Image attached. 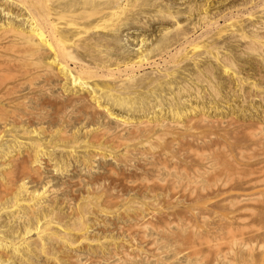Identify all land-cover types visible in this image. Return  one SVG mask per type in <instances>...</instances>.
Returning <instances> with one entry per match:
<instances>
[{"label": "rangeland", "instance_id": "374dc122", "mask_svg": "<svg viewBox=\"0 0 264 264\" xmlns=\"http://www.w3.org/2000/svg\"><path fill=\"white\" fill-rule=\"evenodd\" d=\"M86 1L91 6L106 5L110 11L115 3L121 7V16L120 22L109 20L105 29L81 33L82 42L79 35L75 45L68 44L74 60L68 58V71L76 75L82 69L84 87L71 85L68 75L38 55L35 61L24 63L26 72L13 68L14 74L10 70L4 76L8 86L2 78L0 182L7 181L6 175H12L14 182L0 183L1 187L5 184L3 191L0 187V197L4 196L0 207L11 204L10 197L22 183L40 198L31 200L28 193H20L24 205L0 210V239L9 246L0 250V259L8 264L13 259V264H264V0ZM5 16L0 23L6 21ZM85 20L80 23L88 26L98 17ZM96 39L105 44L97 46L101 41ZM140 57L147 59L129 70L122 68ZM117 66L121 72L117 73ZM8 87H12L9 95L10 89L3 90ZM122 120L131 124H120ZM36 142L41 144L37 158L32 150ZM199 157L204 164L198 162ZM13 166V173L5 174ZM170 167L174 171L169 172ZM19 168L31 176L36 173L24 176ZM187 178L197 181L190 192L179 186ZM173 180L180 188L176 193L170 187ZM243 198L247 199L239 200ZM43 215L59 226L38 238L32 226L35 217L41 224ZM137 222L145 223L143 242ZM80 226L86 229L83 236L77 231ZM25 227L30 230L24 236L27 245L20 243ZM228 231L241 234L242 244L233 245L226 259L216 258L210 247L228 240L232 235ZM199 240L208 241L210 247L197 246L194 254L188 247ZM9 243L26 246L18 248L19 254ZM122 251L130 262L117 260Z\"/></svg>", "mask_w": 264, "mask_h": 264}, {"label": "bare ground", "instance_id": "6f19581e", "mask_svg": "<svg viewBox=\"0 0 264 264\" xmlns=\"http://www.w3.org/2000/svg\"><path fill=\"white\" fill-rule=\"evenodd\" d=\"M83 1H85V2H81V0L79 1V0H68V1H66V0H0V12L1 13H3L2 15L4 16V15H8V16H5V18H6V21H3V23H0V85H2L1 83L3 82L2 81V78H4V76L6 77L7 76V73H9V71L10 72H12L14 69L13 68H15V70L17 71V68H18V70L20 71V69H21V73H24V72H26V71H24L23 72V68H28V67H24L25 65H24V63L26 64L27 63V65L29 64L28 63V61H32L33 62V60L35 59L36 60V58H37V55L39 56V58L41 59V57L42 56H44L45 58H49V60H48V62L47 61H45V62H47V64L48 65H54L53 67H55L56 66V68H57V70L59 71V72H61V73H63V74H65V76L66 75H68L69 76V78H70V80H71V82H72V84L71 85H73V84H76V85H78V86H83V85H85L86 84V80H84L85 78L84 77H82L83 76V74H82V69H80L79 71H78V74L76 73V75H73V74H71V73H69L70 72V70L68 71V69H69V67H68V62H67V60H68V58H71L72 59V55H71V52H69L68 51V47L70 46H68V44H72V45H75L76 44V40H78V39H76V38H78V36H79V40H80V37H81V33H82V36H83V34L84 33H90V32H87V31H89V30H93L92 32H94V30H96V29H101V28H104L105 27V25H107L106 23L107 22H109V20H112V22L114 21H116V23H118V22H120L119 20L120 19H118V17H120L121 15H119V14H121V7L120 6H113V4H115V3H113L112 4V8L111 7H109V8H111V11L108 9V7H106V5H105V7L104 6H102V7H99V5L100 4H98V5H96L95 3V5L94 4H92V6L90 5L91 4V2H89V3H87L88 1H86V0H83ZM91 1V0H90ZM92 1H94V0H92ZM97 1H99V3H100V0H97ZM108 1V0H107ZM111 1V0H110ZM112 1H114V0H112ZM112 1H111V3H112ZM131 1V0H130ZM130 1H128L127 0V2L128 3H130ZM132 1H134V0H132ZM141 1V0H140ZM96 2V1H95ZM102 2V1H101ZM93 3V2H92ZM103 3H105V1L103 2ZM107 3V5H109L108 4V2H106ZM105 3V4H106ZM127 3V4H128ZM149 3V2H148ZM118 4V3H117ZM119 4H120V2H119ZM131 4V3H130ZM89 5L91 6V7H89ZM102 5V4H101ZM121 5V4H120ZM135 5V4H134ZM133 5V6H134ZM123 6V5H122ZM128 6H129V4H128ZM17 7V8H16ZM127 8V7H126ZM16 9V10H15ZM129 9V8H128ZM192 9H194V8H192ZM15 10V11H14ZM107 10V11H106ZM131 10V9H130ZM204 10V9H203ZM106 11V12H105ZM110 11V12H109ZM127 11V10H126ZM0 13V14H1ZM125 14H126V12L124 13V16H123V19H124V17H125ZM2 15L0 16L1 18H2ZM10 15L11 16H13L14 15V18L16 19V18H22V19H20L21 21H23V23H25L26 22V26L24 27V25L22 24V23H20V20H18V21H15V19L14 18H12V17H10ZM254 15V14H253ZM91 16L92 17H94V16H97L98 17V20L96 21V23H94V24H89L88 26H84L83 25V23H84V21L82 22V23H80L82 20H84L85 18H86V20H87V18L88 19H91ZM252 16V15H251ZM10 17V18H9ZM84 17V18H83ZM83 18V19H82ZM205 18V17H204ZM3 19V18H2ZM2 19L0 20V22L2 21ZM80 19H82V20H80ZM93 19V18H92ZM118 19V20H117ZM4 20V19H3ZM17 20V19H16ZM80 20V21H79ZM86 20H85V22H86ZM96 20V19H95ZM122 20V19H121ZM204 20V19H203ZM88 21V20H87ZM90 21V20H89ZM111 22V23H112ZM214 22V21H213ZM215 22H216V20H215ZM114 24V25H118V24ZM81 24H82V26H81ZM109 24V23H108ZM121 24V23H120ZM211 24V23H210ZM86 25V24H85ZM110 25V24H109ZM216 25V24H215ZM214 25V26H215ZM233 25H234V23H233ZM236 25H237V23H236ZM240 25V24H239ZM210 26V25H209ZM106 27H108V25L106 26ZM116 27H118V26H116ZM116 27H115V29H116ZM208 27V26H207ZM109 28H111V27H109ZM109 28H107V29H109ZM209 28V27H208ZM232 28V27H231ZM105 29V28H104ZM106 29V30H107ZM113 29V28H112ZM112 29H110V31L112 30ZM236 29V28H235ZM117 30H118V28H117ZM115 31V30H114ZM99 32V31H98ZM107 32V31H106ZM105 32V33H106ZM180 32V31H179ZM242 32V31H241ZM219 33V32H218ZM87 34V35H88ZM96 35H97V33H96ZM258 35V34H257ZM210 36V35H209ZM256 36V35H255ZM95 37V36H94ZM98 37V36H97ZM211 37V36H210ZM249 37V36H248ZM84 38H86L85 37V35H84ZM83 38V39H84ZM103 38V37H102ZM104 38H106V37H104ZM242 38V37H241ZM258 38V37H257ZM261 38H262V36H261ZM88 39H90V38H88ZM81 40H82V38H81ZM80 40V41H81ZM85 40V39H84ZM83 41V40H82ZM81 41V42H82ZM90 41H92L91 39H90ZM96 41H98L97 39H96ZM99 41H101V39L99 40ZM98 41V42H99ZM106 41V40H105ZM253 41H254V39H253ZM88 42V41H87ZM95 42V41H94ZM107 42H110V41H107ZM107 42H106V44H107ZM195 42V41H194ZM208 42V41H207ZM75 43V44H74ZM97 43V42H96ZM111 43V42H110ZM261 43H263L262 41H261ZM82 44V43H81ZM94 44V43H93ZM92 44V45H93ZM101 44H105L104 43V41L102 40L100 43H97L96 45L97 46H99V45H101ZM194 44V43H193ZM214 44V43H213ZM78 45H80L79 43H78ZM95 45V44H94ZM95 45V46H96ZM112 45V44H111ZM195 45V44H194ZM198 45H199V43H198ZM216 45V44H215ZM83 46V45H82ZM85 46V45H84ZM86 46H88L87 44H86ZM103 46V45H102ZM108 46H109V44H108ZM206 46V45H205ZM251 46V45H250ZM71 47V46H70ZM79 47V46H78ZM78 47H77V50H78ZM90 47H91V45H90ZM104 47V46H103ZM103 47L101 48V49H103ZM107 47V46H106ZM106 47H105V49H106ZM193 47H196V46H193ZM193 47H192V49H193ZM210 47V46H209ZM213 47V46H212ZM73 48V47H72ZM81 48V47H80ZM83 48V47H82ZM87 48V47H86ZM89 48V47H88ZM152 48V47H151ZM204 47H202V49H203ZM251 48V47H250ZM85 49V48H84ZM97 48L95 47V50H96ZM100 49V50H101ZM153 49V48H152ZM196 49V48H195ZM194 49V50H195ZM210 49V48H209ZM76 50V51H77ZM90 50H91V48H90ZM99 50V49H98ZM99 50V51H100ZM199 50V49H198ZM197 50V51H198ZM85 51V50H84ZM98 51V52H99ZM102 51V50H101ZM193 51V50H192ZM200 51V50H199ZM85 52H87L88 53V51H85ZM201 52V51H200ZM80 53V52H79ZM91 53H93V52H91ZM91 53H88V54H91ZM147 53V52H146ZM150 53V52H149ZM259 53H260V51H259ZM86 53H84V55H85ZM94 54V53H93ZM98 53H96V55H97ZM108 54V53H107ZM151 54V53H150ZM215 54V53H214ZM213 54V55H214ZM100 55V54H99ZM102 55V54H101ZM106 55V54H105ZM109 55V54H108ZM194 55V54H193ZM41 56V57H40ZM88 56V55H87ZM104 56V55H103ZM90 57H91V55H90ZM98 57L99 56H97V59H98ZM102 57V56H101ZM141 57H144V56H141ZM141 57L140 58H138L136 61H134V62H131V63H126V64H124V67H122V68H124V70H129L131 67H133L134 65H139V64H141V62H143L144 61V59H147V58H143V60L141 59ZM175 57V56H174ZM214 57V56H213ZM216 57V56H215ZM74 58V57H73ZM93 59H94V57H92ZM221 58H224V57H221ZM40 59H38V61L40 60ZM44 59V58H43ZM75 59V58H74ZM96 59V58H95ZM94 59V60H95ZM99 59H100V57H99ZM104 59V58H103ZM151 59V58H150ZM172 59V58H171ZM170 59V60H171ZM225 59V58H224ZM34 60V61H35ZM45 60V59H44ZM73 60V59H72ZM80 60H81V58H80ZM113 60V59H112ZM135 60V59H134ZM227 60V59H226ZM24 61H26V62H24ZM70 61V60H69ZM74 61V60H73ZM148 61V60H147ZM40 62V61H39ZM154 62V61H153ZM228 62V61H227ZM31 63V62H30ZM38 63V62H37ZM181 63V62H180ZM229 63V62H228ZM33 64V63H32ZM42 64H45V63H41V65ZM101 64V63H100ZM103 64V63H102ZM116 64H118V63H116ZM174 64V63H173ZM226 64V63H225ZM24 65V66H23ZM36 65V64H35ZM38 65H40V64H38ZM37 65V66H38ZM75 65V64H74ZM78 65V64H77ZM227 65V64H226ZM230 65V64H229ZM33 66V65H32ZM31 66V67H32ZM36 66V67H37ZM73 66V65H72ZM82 66H84V64H82ZM81 66V67H82ZM108 66V65H107ZM220 66V65H219ZM35 67V68H36ZM43 67H44V65H43ZM105 67V66H104ZM227 67V66H226ZM231 67V66H230ZM42 68V67H41ZM45 68V67H44ZM49 68H51V67H49ZM49 68H47L48 70H49ZM72 68V67H71ZM83 68V67H82ZM100 68V67H99ZM233 68H235V67H233ZM25 69V70H26ZM29 69H31V68H29ZM37 69V68H36ZM36 69H33V70H36ZM46 69V68H45ZM111 69V68H110ZM226 69V68H225ZM48 70H47V72H48ZM85 70H88L89 71V68L88 69H85V68H83V71L85 72ZM115 70V69H114ZM116 70H117V73L118 72H121V70H118V66H117V68H116ZM131 70H133V69H131ZM38 71V70H37ZM41 71V70H40ZM43 71H45V70H43ZM201 71V70H200ZM240 71V70H239ZM18 72V71H17ZM28 72V71H27ZM58 72V73H59ZM72 72V71H71ZM102 72V71H101ZM111 72V71H110ZM232 72V71H231ZM46 72H44V74H45ZM54 72H52V74H53ZM56 74H57V72H55ZM60 73V74H61ZM86 73L90 76L91 75V73L90 72H87L86 71ZM93 73V72H92ZM115 73V72H114ZM114 73H113V71H112V73L111 74H113L114 75ZM131 73V72H130ZM166 73H168V72H166ZM10 74V73H9ZM12 74H14L13 72H12ZM17 74V73H16ZM32 74V73H31ZM48 74H49V72H48ZM82 74V75H81ZM85 74V73H84ZM101 74H103V73H101ZM106 74V73H105ZM128 74V73H127ZM164 74V73H163ZM239 74V73H238ZM21 75V74H20ZM28 75V74H27ZM50 75V74H49ZM88 75H87V77H88ZM92 75H97V74H92ZM91 75V76H92ZM198 75V74H197ZM23 76V75H22ZM57 76V75H56ZM55 76V79L56 78H58V77H56ZM58 76H59V74H58ZM64 76V75H63ZM64 76V77H65ZM67 76V77H68ZM102 76H104V75H102ZM109 76H112V75H109V72H108V74H107V77L109 78ZM173 76V75H172ZM11 77H12V75H11ZM15 77H16V75H15ZM106 77V78H107ZM13 78V77H12ZM52 78H54V77H52ZM62 78V77H61ZM69 78H68V80H69ZM93 78V77H92ZM92 78H90V80L92 79ZM104 78V77H103ZM7 79V78H6ZM17 79V78H16ZM49 79V78H48ZM65 79V78H64ZM100 79H101V77H100ZM119 79H121V78H119ZM196 79V78H195ZM47 80V79H46ZM50 80V79H49ZM48 80V81H49ZM66 80H67V78H66ZM88 80V79H87ZM89 80V81H90ZM17 81V80H16ZM45 81V80H44ZM51 81H52V79H51ZM107 81V80H106ZM158 81H159V79H158ZM200 81V80H199ZM4 82H5V78H4ZM95 82V81H94ZM104 81H102V83H103ZM108 82V81H107ZM141 82V81H140ZM247 82V81H246ZM47 83V82H46ZM50 83V82H49ZM87 83H88V81H87ZM134 83V82H133ZM13 84V83H12ZM11 84V85H12ZM15 84H17V82L15 83ZM45 84V83H44ZM67 84V83H66ZM106 84V83H105ZM159 84V83H158ZM3 85H4V83H3ZM5 85H6V82H5ZM9 85V84H8ZM8 85H6V86H8ZM71 85H70V87H71ZM14 87H15V85H13ZM255 86V85H254ZM13 87V88H14ZM16 87H18L17 85H16ZM15 87V88H16ZM49 87H51V86H49ZM84 87V86H83ZM86 87V86H85ZM96 87V86H95ZM162 87V86H161ZM14 88V89H15ZM43 88V87H42ZM67 88V87H66ZM82 88V87H81ZM107 88H109V87H107ZM6 89V90H5ZM9 89H10V92H8L7 93V91H9ZM13 89V90H14ZM85 89H87V88H85ZM105 89V88H104ZM116 89V88H115ZM4 91H5V93H7L8 95H9V93H11V91H12V87H8V90H7V88H4L3 89ZM110 90V89H109ZM15 91V90H14ZM14 91H13V93H14ZM49 91V90H48ZM111 91H112V89H111ZM117 91V90H116ZM184 92H185V89H184ZM48 93V92H47ZM112 93V92H111ZM128 93V92H127ZM183 93V92H182ZM104 94H105V91H104ZM107 95H109V93H106ZM113 94V93H112ZM118 94V93H117ZM116 94V97H118V95ZM121 94V93H120ZM123 94V93H122ZM198 94V93H197ZM74 95V94H73ZM95 95V94H94ZM2 96V93L0 94V97ZM7 96V95H6ZM83 96V95H82ZM96 96V95H95ZM93 97V101H95V99H96V97ZM112 96V95H111ZM114 97H115V95H113ZM120 96V95H119ZM9 97V96H8ZM67 97V96H66ZM70 97V96H69ZM79 98H81L80 96H78ZM113 97V98H114ZM127 97V96H126ZM108 98V97H107ZM110 98V97H109ZM1 99V98H0ZM2 99H3V97H2ZM7 99V98H6ZM5 99V100H6ZM99 99V98H98ZM121 99H122V97H121ZM120 99V100H121ZM13 100V99H12ZM81 100H82V98H81ZM100 100V99H99ZM120 100H118V101H120ZM7 101V100H6ZM11 101V100H10ZM71 101V100H70ZM85 101H87V100H85ZM115 101H116V98H115ZM123 101V100H122ZM172 101V100H171ZM182 101V100H181ZM22 102V101H21ZM84 102V101H83ZM90 102H92V101H90ZM95 102H97V100L95 101ZM112 102V101H111ZM114 102V101H113ZM130 102V101H129ZM133 102H135V101H133ZM14 104V103H13ZM92 104V103H91ZM100 104V103H99ZM119 104H120V102H119ZM94 105H95V103H94ZM93 105V106H94ZM98 105V104H97ZM123 105V104H122ZM127 105V104H126ZM129 105H131V104H129ZM10 106V105H9ZM89 106V105H88ZM99 106V105H98ZM105 106V105H104ZM117 106H118V103H117ZM121 106V105H120ZM152 106V105H151ZM71 107V106H70ZM95 107V106H94ZM121 107H124V105L123 106H121ZM135 107V106H134ZM96 108H98V107H96ZM106 108V107H105ZM148 108V107H147ZM87 109H88V107H87ZM151 109V108H150ZM97 110V109H96ZM170 110V109H169ZM100 111V110H99ZM147 111V110H146ZM93 112V111H92ZM88 113V112H87ZM113 113V112H112ZM168 113H169V111H168ZM165 114V113H164ZM107 115V114H106ZM162 115V114H161ZM1 117V116H0ZM143 117H144V115H143ZM176 117V116H175ZM19 118V117H18ZM93 118V117H92ZM120 118V117H119ZM131 118V117H130ZM90 119V118H89ZM88 119V120H89ZM114 119V118H113ZM132 119V118H131ZM14 120V119H13ZM91 120V119H90ZM121 120V119H120ZM119 120V121H120ZM151 120V119H150ZM1 121V120H0ZM135 121V120H134ZM121 123H123V124H125V125H127V124H131L130 122H128V121H124V120H122V122H120V124ZM122 124V125H123ZM143 124V123H142ZM147 124V123H146ZM145 124V126H147ZM4 125V124H3ZM9 125V124H8ZM125 125H123V126H125ZM136 125V124H135ZM139 126L141 125V124H138ZM155 125V124H154ZM157 125V124H156ZM12 126V125H11ZM118 126V125H117ZM127 126H129V125H127ZM131 126V125H130ZM132 126H134L133 124H132ZM148 126H149V124H148ZM162 126V125H161ZM138 127V126H137ZM136 127V128H137ZM141 128H143L144 126L142 125V126H140ZM139 127V128H140ZM128 128V127H127ZM147 128L148 127H146V129H144V131L145 130H147ZM150 128H151V126H150ZM131 129H133V128H131ZM134 130V129H133ZM5 131V130H4ZM24 132H25V130H23ZM117 131V130H116ZM124 131V130H123ZM123 131L121 132V133H123ZM140 131V130H139ZM149 131V130H148ZM27 132V131H26ZM26 132L25 133H23L24 135H28V134H26ZM29 132V131H28ZM103 132V131H102ZM118 132V131H117ZM133 133H136V132H134V131H132ZM3 133V132H2ZM34 133V132H33ZM59 133V132H58ZM92 133V132H91ZM131 133V132H130ZM152 133V132H151ZM4 134V133H3ZM37 134V133H36ZM147 134V133H146ZM91 135V134H90ZM119 135V134H118ZM120 135H122V134H120ZM137 135H138V133H137ZM1 136V135H0ZM59 136H60V134H59ZM29 137V136H28ZM99 137V136H98ZM121 137V136H120ZM136 137V136H135ZM132 138H134V136H132ZM51 139H53L54 140V138H51ZM50 139V140H51ZM119 139V138H118ZM131 139V138H130ZM140 139V138H139ZM5 140V139H4ZM57 140V139H56ZM61 140V139H60ZM90 140H92V139H90ZM16 141L17 140H15V143H16ZM77 141H79V140H77ZM76 141V142H77ZM114 141V140H113ZM118 141V140H117ZM131 141V140H130ZM14 142V141H13ZM34 142V141H33ZM97 142V141H96ZM95 142V143H96ZM125 143H126V141H124ZM19 143V142H18ZM52 144H53V142H51ZM50 143V144H51ZM78 143V142H77ZM93 143V142H92ZM116 143V142H115ZM23 144V143H22ZM28 144V143H27ZM16 145H17V143H16ZM19 145H21V143L19 144ZM41 144H40V142L39 143H34V145H33V152H34V156H35V158H37L36 157V155H37V153H40V146ZM71 145V144H70ZM119 145V143L117 142V146ZM24 146V145H23ZM52 146V145H51ZM72 146V145H71ZM101 146V145H100ZM123 146V145H122ZM93 148V147H92ZM129 148V147H128ZM29 149V148H28ZM25 150V149H24ZM31 150V151H32ZM88 150V149H87ZM74 151V150H73ZM94 151V150H93ZM105 151V150H104ZM70 152V151H69ZM108 152H109V150H108ZM27 153H29V152H27ZM53 153V152H52ZM71 153V152H70ZM101 153V152H100ZM123 153H124V151H123ZM127 153V152H126ZM144 153V152H143ZM168 153V152H167ZM5 154V153H4ZM31 154V153H30ZM66 154V153H65ZM96 154V153H95ZM125 154V153H124ZM145 154V153H144ZM151 154V153H150ZM89 155V154H88ZM127 155V154H126ZM143 155V154H142ZM197 155V154H196ZM31 156V155H30ZM47 156V155H46ZM162 156V155H161ZM4 157V156H3ZM61 157V156H60ZM95 157V156H94ZM200 157H201V155H200ZM199 157V159H197L198 160V162L200 161H204L203 160V158H200ZM1 158V157H0ZM5 158V157H4ZM196 158H198V157H196ZM14 159V158H13ZM12 159V160H13ZM68 159V158H67ZM70 159V158H69ZM92 159V158H91ZM9 160H11V159H9ZM22 160H24V159H22ZM21 160V161H22ZM31 160H33L32 159V157H31ZM35 160V159H34ZM37 160V159H36ZM151 160V159H150ZM170 160V159H169ZM206 160V159H205ZM17 162H19L20 161V159L18 160H16ZM49 161V160H48ZM91 161V160H90ZM145 161V160H144ZM161 161V160H160ZM3 162V161H2ZM12 162H14V161H12ZM16 162V163H17ZM28 162V161H27ZM26 162V163H27ZM39 162V161H38ZM199 162V163H200ZM201 162V163H202ZM25 162H22V164L21 165H23ZM29 163V162H28ZM205 162H203V164H204ZM12 164V163H11ZM30 164V163H29ZM31 164H33V163H31ZM36 164H37V162H36ZM154 164H155V162H154ZM10 165V164H9ZM16 165H18V164H16ZM19 165H20V163H19ZM148 165V164H147ZM165 165H167V163L165 164ZM165 165H163V166H165ZM24 166V165H23ZM61 166V165H60ZM64 166V165H63ZM152 166V165H151ZM14 167V166H13ZM19 167V166H18ZM26 168H27V164H26V166H25ZM35 167V166H34ZM66 167V166H65ZM21 168V167H20ZM19 168V169H20ZM26 168H21L22 170L23 169H26ZM28 168H30V167H28ZM57 168V167H56ZM154 168V167H153ZM167 168V167H166ZM196 168V167H195ZM5 169V168H4ZM15 169V167L13 168V169H10V171H7V172H5V174H8L9 172H11L12 171V173H13V170ZM17 169V168H16ZM20 169V170H21ZM36 169V168H35ZM37 169H38V167H37ZM204 169V168H203ZM206 169V168H205ZM204 169V170H205ZM7 170V169H6ZM19 170V171H20ZM21 170V172H24V176H28V174L30 173H25L26 171H22ZM31 170V169H30ZM39 170V169H38ZM155 170H156V168H155ZM170 170L172 171H174V169H172L171 167H170V169H168V171L170 172ZM195 170H197V168L195 169ZM16 171V170H15ZM27 171H29V170H27ZM198 172H199V170H197ZM17 172H18V170H17ZM20 172V173H21ZM153 172V171H152ZM4 173V172H3ZM36 173V172H35ZM35 173H33V175H35ZM173 173H175L176 174V172H173ZM9 174H11V173H9ZM15 174H16V172H15ZM27 174V175H26ZM38 174V173H37ZM41 174V173H40ZM174 174V175H175ZM191 174V173H190ZM193 174H194V172H193ZM191 175V176H195V175ZM198 174V173H197ZM32 175V176H33ZM1 176V175H0ZM6 176H8V177H10V178H8L7 177V181L6 180H4V179H2L3 181H6L7 182V184L8 185H10L9 184V180H10V183L13 181L14 182V180H12L11 181V176H9V175H6ZM22 176V175H21ZM31 176V174H29V176L28 177H30ZM31 176V177H32ZM41 176V175H40ZM157 176V175H156ZM170 176V175H169ZM191 176L189 175V176H187L188 178H191ZM2 177V176H1ZM0 177V178H1ZM19 177V176H18ZM196 177V176H195ZM194 177V178H195ZM199 177H200V175H199ZM4 178V177H3ZM16 178V177H15ZM182 178V177H181ZM187 178V179H188ZM180 179V178H179ZM195 179H197V177L195 178ZM2 180H1V182H2ZM183 180V179H182ZM84 181V180H83ZM96 181H98V180H96ZM106 181V180H105ZM174 181V180H173ZM172 181V182H173ZM181 181V180H180ZM184 181H186V182H183L184 184H183V186L182 185H179L180 186V188L181 189H183V191L184 190H186V191H192L193 189H194V182H197L196 180L193 182L192 181V179L191 180H189L188 179V181L187 180H184ZM253 181V180H252ZM0 182V183H1ZM5 182V183H6ZM23 182V181H22ZM47 182V181H46ZM91 182V181H90ZM93 182V181H92ZM165 182V181H164ZM171 182V181H170ZM171 182V183H172ZM175 182V181H174ZM172 183L171 184V189H172V192L173 191H175L174 193H176V192H178L179 191V189L180 188H178L179 186L177 185V183L175 184V183ZM178 182V181H177ZM182 182H180V183H182ZM252 183V182H251ZM101 184H102V182H101ZM179 184V183H178ZM253 184V183H252ZM11 185H13V183L11 184ZM4 186H5V184H4ZM3 186V187H4ZM7 186V185H6ZM0 187H1V185H0ZM3 187H1V189H2V191H3ZM10 187V186H9ZM9 187H7V188H5V189H7V191H8V188ZM19 187V189L17 188L16 190H18V192L12 197H10V198H12V202H11V204L8 206V207H12L11 208V210H15V208H16V210L19 208V207H21L22 205H24L21 201H23L22 199V197H19V194L20 193H28V195H29V197L31 198V200H33V199H37L38 197H39V194L38 193H34V192H36V191H34L33 193L32 192H28V190H27V188H26V186H25V183H22L20 186H18ZM87 187V186H86ZM195 187H196V185H195ZM255 187L257 188V186L255 185ZM15 188V187H14ZM0 189V190H1ZM11 189V188H10ZM44 189V188H43ZM176 189H178V191L176 190ZM6 191V190H5ZM43 191V190H42ZM52 191V190H51ZM182 191V190H181ZM1 192V191H0ZM10 192V191H9ZM39 192V191H38ZM44 192H47V191H45V189H44ZM2 193V192H1ZM8 193V192H7ZM11 193V192H10ZM13 193V192H12ZM42 193V195H43V192H41ZM9 194V193H8ZM8 194H6V196H8L9 197V195ZM51 194V193H50ZM0 195H3V194H0ZM24 195V194H23ZM41 195V194H40ZM41 195V196H42ZM97 196V195H96ZM1 197H4V196H1ZM0 197V198H1ZM7 197V198H8ZM46 197V196H45ZM6 198V197H5ZM9 198V199H10ZM20 198H22V199H20ZM27 198V197H26ZM40 198V197H39ZM39 198H38V201H39ZM2 199V198H1ZM9 199H8V202H9ZM245 199H247V198H243V199H239L240 201H243V200H245ZM26 200V201H25ZM24 200V202H28L27 201V199H25ZM44 200V199H43ZM2 201H3V199H2ZM38 201H36V202H38ZM5 202V201H4ZM29 202H32V201H30L29 200ZM43 202V201H42ZM6 203V202H5ZM4 203V204H5ZM2 204V203H1ZM33 204V203H32ZM37 204H39V203H37ZM3 205V204H2ZM1 205V206H2ZM25 205H29V204H26L25 203ZM40 205V204H39ZM53 206H55V205H53ZM5 207V208H4ZM6 207L7 206H3V207H0V210H2L3 209V211H4V209H6ZM7 207V208H8ZM24 207V206H23ZM32 207V206H31ZM33 207H35V206H33ZM33 207L31 208V209H33ZM40 207V206H39ZM28 208H29V206H28ZM88 209V208H87ZM23 210V209H22ZM37 210V209H36ZM31 211V210H30ZM87 211V210H86ZM15 212V211H14ZM23 212V211H22ZM26 212V211H25ZM32 212V211H31ZM33 212H34V210H33ZM36 212V211H35ZM39 212V211H38ZM42 212V211H41ZM50 212V211H49ZM54 212V211H53ZM88 212V211H87ZM21 213V212H20ZM29 213V212H28ZM8 214H10V213H8ZM29 214H33V213H29ZM38 214V213H37ZM40 214V213H39ZM55 214H57L56 212H55ZM58 214H60V213H58ZM66 214V213H65ZM72 214V213H71ZM77 214V213H76ZM18 215V214H17ZM35 215H36V213H35ZM79 215V214H78ZM90 215V214H89ZM19 216V215H18ZM18 216H17V218H18ZM30 216V215H29ZM38 216V215H37ZM42 216V215H41ZM45 216H47V215H45ZM65 216V215H64ZM14 217H15V215H14ZM34 217V216H33ZM78 217V216H77ZM1 218V217H0ZM29 218H31V217H29ZM48 218H49V215H48ZM47 217H44V215H43V217L40 219V220H42L41 222V224H39V220H38V217H35V222H36V225H35V227H34V225L32 226L33 227V229H34V234L38 237V238H40L41 236H43V234H47V235H49V234H52L53 232L51 231V229H52V227L55 229V227L56 226H59L58 225V222L57 223H54V222H56L55 220H54V222L52 221V220H50L51 218H49L48 219ZM81 218V217H80ZM80 218H78V219H80ZM85 218V217H84ZM32 219V218H31ZM53 219V218H52ZM61 219V218H60ZM74 219H76V218H74ZM77 219V220H78ZM142 219V218H141ZM62 220H64V219H62ZM72 220V219H71ZM88 220V219H87ZM22 221V220H21ZM80 221H81V219H80ZM140 221V220H139ZM0 222H1V220H0ZM69 222V221H68ZM77 222V221H76ZM84 222V221H83ZM87 222V221H86ZM141 222V221H140ZM2 223V222H1ZM28 223V222H27ZM79 223V222H78ZM143 223V224H142ZM142 223H140V224H138V222H137V225H136V230H137V232H138V234H139V238H140V241L142 240V242H143V240H145L144 239V233H145V231H144V227H145V223L144 222H142ZM33 224V223H32ZM35 224V223H34ZM55 226H54V225ZM61 224V223H60ZM64 224V223H63ZM74 224V223H73ZM91 224V223H90ZM12 225V224H11ZM30 225V224H29ZM61 226V225H60ZM88 226V225H87ZM31 227V228H32ZM85 227V226H84ZM83 226H80L78 229L79 230H77V231H79V233H80V235H82L83 236V234H84V232H85V230L83 229L84 228ZM58 228V227H57ZM56 228V229H57ZM60 228V227H59ZM58 228V229H59ZM63 228V227H62ZM33 229H31V230H33ZM67 229V228H66ZM68 229H70V227L68 228ZM21 230V229H20ZM62 230V229H61ZM56 231V230H55ZM64 231V230H63ZM75 231V230H74ZM76 231V232H77ZM30 232V230H29V228H24V230H22V232H20L21 234H22V236H20V239H22L23 238V240L20 242V243H24V244H28L25 240L26 239H24V236L27 234L28 235V233ZM52 232V233H51ZM65 232V231H64ZM88 232V231H87ZM18 233V232H17ZM56 233H57V231H56ZM63 233V232H62ZM74 233V232H73ZM232 234V232L231 231H228L227 232V234ZM64 234H66V233H64ZM87 234V233H86ZM85 234V235H86ZM53 235H55V233L53 234ZM53 235H51V236H53ZM59 235H60V233H59ZM58 236V235H57ZM63 236V235H62ZM69 236V235H68ZM2 237H4L3 235H2ZM18 237V236H17ZM44 237H47V236H44ZM50 237V236H49ZM60 237V236H59ZM90 237V236H89ZM19 238V237H18ZM55 239H57L58 240V238H56V237H54ZM60 238H62V237H60ZM64 238V237H63ZM66 238H67V235H66ZM146 238V237H145ZM30 239V238H29ZM84 239V238H83ZM87 239V238H86ZM148 239V238H147ZM13 240V239H12ZM51 240V239H50ZM53 240V239H52ZM64 240V239H63ZM133 240V239H132ZM149 240V239H148ZM151 240V239H150ZM149 240V241H150ZM4 240L3 239H0V250H2V251H4V249H5V247H9V246H7L5 243H7V242H3ZM39 241V240H38ZM47 241V240H46ZM48 241H49V239H48ZM47 241V242H48ZM87 241V240H86ZM86 241L84 242V243H86ZM139 241V242H140ZM152 241V240H151ZM12 242V241H11ZM31 242V241H30ZM30 242H29V244H30ZM37 242V241H36ZM63 242V241H62ZM68 242V241H67ZM72 242V241H71ZM154 242V241H153ZM242 242V235L241 234H232V235H230V237H228V240H224V241H222L219 245H216V246H213V247H210L209 245H208V241H198L197 242V244L195 243H193V246L192 245H190V247H188V248H190L192 251H193V253L194 254H196L197 253V246H200V245H204V246H206V247H210L211 248V250H212V252H213V254H214V256L216 257V258H220L221 257V259H226V256H227V254H229L230 252H231V247L233 246V245H236V244H242L241 243ZM45 243V242H44ZM89 243V242H88ZM10 244V246L14 249V251L15 250H18V248H22L23 247V245H22V247H18V246H16L14 243H9ZM8 244V245H9ZM38 244H40L39 242H38ZM148 244V243H147ZM152 244H154V243H152ZM152 244H151V246H152ZM21 245V244H20ZM25 245V246H26ZM36 245V244H35ZM44 245H46V244H44ZM44 245L42 244L41 246L42 247H44ZM24 246V247H25ZM30 246H32V245H30ZM100 246V245H99ZM115 246V245H114ZM222 246V247H221ZM23 247V248H24ZM28 247V246H27ZM41 247V248H42ZM46 247V246H45ZM75 247V246H74ZM32 248H33V246H32ZM39 248V247H38ZM41 248H39V249H41ZM151 248V247H150ZM149 248V249H150ZM222 248V249H221ZM11 249V248H10ZM12 249V250H13ZM25 249V248H24ZM28 249V248H27ZM35 249H37V248H35ZM44 249H46V248H44ZM105 249V248H104ZM29 250V249H28ZM28 250L26 251L25 250V253L26 252H28ZM34 250V249H33ZM33 250H31V251H33ZM73 250V249H72ZM152 250V249H151ZM35 251V250H34ZM33 251V252H34ZM121 251V250H120ZM124 251V250H123ZM122 251V253L120 254V255H116V257H117V260L118 261H126L128 258V254L127 253H124ZM19 254H20V252H19V250L17 251ZM32 252V253H33ZM119 252V251H118ZM126 252V251H125ZM1 253V252H0ZM40 253V252H39ZM11 254V253H10ZM29 254V253H28ZM35 254V253H34ZM38 254V253H37ZM114 255H115V253H114ZM15 257H16V255H14ZM13 256V257H14ZM21 256V255H20ZM25 256H26V254H25ZM31 256H32V254H31ZM51 256V255H50ZM72 256V255H71ZM0 257H2V256H0ZM7 257V256H6ZM9 257V256H8ZM24 257V256H23ZM28 258V257H27ZM52 258V257H51ZM98 258V257H97ZM105 258V257H104ZM111 258V257H110ZM2 259H4V258H2ZM2 259H0V264H8V263H4V260H2ZM7 259V258H6ZM10 259V258H9ZM21 259V258H20ZM23 259V258H22ZM21 259V260H22ZM26 259V258H25ZM67 259V258H66ZM31 260V259H30ZM52 260V259H51ZM64 260V259H63ZM100 260V259H99ZM115 260H116V258H115ZM5 261H7V260H5ZM10 261V260H9ZM15 260L13 259V261H12V264H13V262H14ZM18 261H20V260H18ZM59 261V260H58ZM70 261V260H69ZM96 261V260H95ZM98 261V260H97ZM103 261H105V260H103ZM110 261V260H109ZM124 261V262H125ZM128 261H129V259H128ZM8 262V261H7ZM73 262V261H72ZM94 262V261H93ZM93 262L91 263V264H93ZM99 262V261H98ZM98 262H96V264H98ZM113 262V261H112ZM130 262V261H129ZM22 263V262H21ZM31 263V262H30ZM33 263V262H32ZM37 263V262H36ZM61 263V261L59 262V264ZM75 263V262H74ZM95 263V262H94ZM100 263V262H99ZM107 263V262H106ZM111 263V262H110ZM114 263V262H113ZM11 264V263H10ZM20 264V263H19ZM25 264V263H24ZM87 264V263H86ZM103 264V263H102ZM109 264V263H108ZM114 264H116V263H114ZM118 264V263H117ZM121 264V263H120ZM125 264V263H124Z\"/></svg>", "mask_w": 264, "mask_h": 264}]
</instances>
